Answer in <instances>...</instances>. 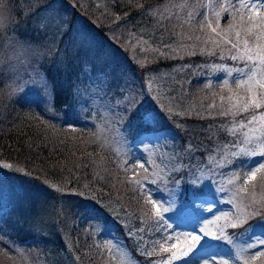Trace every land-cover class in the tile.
Returning a JSON list of instances; mask_svg holds the SVG:
<instances>
[{"label": "trees", "instance_id": "trees-1", "mask_svg": "<svg viewBox=\"0 0 264 264\" xmlns=\"http://www.w3.org/2000/svg\"><path fill=\"white\" fill-rule=\"evenodd\" d=\"M53 1L47 0L48 3ZM55 1L59 9L66 16L69 15L70 21L75 16L81 18L93 37L107 45L124 61L132 74L139 79L138 84L147 91L148 97L152 99L151 92L153 91L155 92L154 96L159 97V100L155 99L152 103L157 109L156 112H160L158 116L161 121L158 122L156 128L163 129L162 132H142L137 136H131L132 139L127 144L133 145L134 143L131 141L146 139L153 133L162 135L163 131H166L167 133L162 136L173 140L172 147L176 151L174 157H179L175 163L195 165L204 161L207 164L208 156L211 154L216 158L217 163L212 165L213 173H209L207 169L204 170L203 175L208 180L197 200L201 202L214 194L216 195L214 197L218 199L227 196V202H224V205L230 209L228 213L234 214L236 212L235 204L241 202L240 198L245 197V194L240 193L239 196H234L236 184H242V181L229 184L228 180L233 172L241 170V162L247 165L252 161L239 157L235 158L234 163H229V160L233 159L230 152L238 150L231 147L236 137L221 130L220 126L222 124L230 126L232 118L218 116V108L209 110L208 105L219 106L224 103L227 107V100L222 102L221 96L227 98L230 94L233 96L246 95L242 89H235L231 77L229 79L231 92L229 88L222 90L220 87L222 83L212 77L214 71L211 66L213 64L236 68L242 67V63L227 58L220 59L218 54L208 56L201 55L197 51L195 55H188L184 51L173 52L164 47L165 44L173 43L175 45V42L178 47L179 37L176 34L179 33H183L186 37L203 35L198 29L190 28L186 23L187 12L195 9L185 8L182 10L179 7H174V5L184 4L185 0H79L80 7H73L72 0ZM45 2L46 0H12L10 10L8 5L4 4L3 10H6L5 8L8 10L5 14L7 26L0 29V42L4 40L3 33H8V30L14 28L10 25V21L14 26H18V31L31 26L35 27V22L44 10L36 11L35 16H26V14L38 9ZM187 3L195 4L196 9H199L196 0H187ZM18 4L20 6H17ZM137 5H144L160 13L168 10L167 15L171 17V20L164 18V15L161 20L160 15L153 17L141 14ZM116 16H120L121 19L117 20ZM168 20L170 23H167ZM225 24L226 22L222 20L221 26L223 27ZM184 42L191 44L194 41L186 39ZM42 48L45 51L43 58L49 60V69L44 72L46 75L51 74V80L54 79L60 94L56 108L64 109V98L69 96V83L76 81V74L79 70L71 66L68 68V73H72L71 79L65 72L60 74L58 67L53 69V60L56 59L54 55L59 52L57 47L53 48V51L55 49L54 55L48 44L43 45ZM141 48L145 50L141 51ZM161 52H164L165 55H161ZM225 57H227V52H225ZM138 61L144 64V68L139 66ZM39 72L43 74L41 71ZM149 80L152 82L151 88L148 87ZM208 83L213 86L206 88L205 84ZM130 86L125 89L126 94L131 93L129 92L131 91L129 90ZM133 86L132 90L135 92L137 84ZM97 102L101 103V106H106L107 98L101 94L97 97ZM23 103H20V99L15 93H11V89L4 88L0 84V164L9 163L14 168H23L29 173L25 175L24 172L2 169L0 174L4 175L7 172L8 175L37 183L49 191L52 196L51 202L55 201L54 205L59 199L65 202H69L68 200L71 202L83 201L84 197L79 193H87L94 200L101 202L96 204L97 212L110 223L117 236L121 237L129 254L135 258V262L159 264L161 260H167L168 254L159 250L152 256L141 254L144 250L152 251L154 242L159 241L161 235L154 230L151 219L144 217L143 223L141 222L145 210H147L148 216H151V206L140 198L139 190L133 193L132 189L135 187L134 181L137 176L131 171H125V167L131 168L135 165L136 155L133 149L128 150L127 156L111 152L108 144L97 138L94 128L83 120H78L75 124L77 128L75 133L69 131L68 125L61 120L50 121L42 117L47 121L42 124L32 119L33 115L26 112V109L20 108ZM161 103L165 107L162 108ZM164 108H171V112L165 111ZM134 109L128 110V117L124 118H128L127 120L136 119L132 115ZM74 110L77 112L75 108ZM209 111H211V115ZM166 122L170 123L173 129H169ZM121 123L123 121L118 122L119 125ZM78 125L84 128H79ZM165 126L168 130L164 128ZM29 143L32 144L31 149L28 147ZM188 143L198 148L191 155V159L183 150ZM224 145L229 147L224 148ZM139 155L147 167L152 166L159 173L166 165L167 159L174 158L167 151L159 152V149L150 153L142 152ZM129 160L131 163L126 165L125 161ZM136 173H140L139 168H136ZM170 174L171 170L160 173L162 177ZM197 175H201V173H197ZM184 178L187 179L186 176ZM129 181H133V183H129ZM166 183L167 189H165L164 183L149 185L145 182V187L151 191L156 200L166 197L167 199L174 197L179 202L192 200L190 184H181L179 190H176L174 196H171L170 190L174 188V185L171 182ZM247 187L251 191V185ZM57 188L60 190L57 191ZM255 192L257 198L264 194V190L259 185L256 186ZM247 202L248 200L245 198L243 203ZM56 208L58 211L54 212L58 217L61 212L60 205ZM258 219L259 217H253L246 224L228 231L237 234L244 233L239 236V239L245 240L248 235L245 229L250 225H254L251 231L255 233L264 228V225L257 224ZM219 223L223 224L224 221L221 220ZM140 228L144 231H137ZM55 229H57V225H55ZM129 229L133 233L131 236ZM53 232L54 230L52 234ZM75 232L76 230L71 229L70 234L68 233L66 239L68 247L60 245V232L53 234V237L51 236L48 241L38 242L36 244L38 249L46 248L44 247L45 243L51 248L50 252L42 253L40 256L42 264H53L54 260L61 259L68 264H119L114 255L107 253V250L98 244H91L86 239L87 237H84L85 242L83 243L78 241ZM6 238L9 237L6 236ZM12 254L7 248L0 246V264H19ZM27 257L29 262L32 259L31 253Z\"/></svg>", "mask_w": 264, "mask_h": 264}, {"label": "snow or ice", "instance_id": "snow-or-ice-1", "mask_svg": "<svg viewBox=\"0 0 264 264\" xmlns=\"http://www.w3.org/2000/svg\"><path fill=\"white\" fill-rule=\"evenodd\" d=\"M196 3L199 4V9H196L195 4L189 5L187 0L184 4L174 5V7H179L182 10L185 8L195 9L187 12L186 23L190 28L198 29L203 35L184 37L183 33H179L176 34L179 37L178 47H173L171 44H165L164 47L173 52L184 51L188 55H195L197 51L201 55L215 56L218 54L220 59L227 58L242 63V67L236 68L215 64L211 66L213 71H224L227 76L232 77L235 89H242L246 95L233 96L230 94L227 98L221 96L222 102L227 100V107L221 103L219 106L210 104L208 108L209 110L218 108V116L232 118L230 126L228 124L220 126L221 130L236 137L231 147L238 150L230 152L233 159L229 160V163H234L235 158L239 157L252 161L247 165L241 162V170L233 172L228 180L229 184L242 181V184H236L234 196L244 193L245 197H241V202L235 204L236 212L234 214L222 212L220 215H215L213 207H207L193 211L186 219L178 220L176 213L171 208V203L174 201H169V206H165L164 202L155 200L151 191L145 187V182L149 185L164 183L165 189H167L166 182H171L174 185V188L170 190L171 196H174L181 184L188 183L192 187L190 206L195 205L208 180L203 172L205 169L209 173L214 172L212 165L217 163L216 158L209 154L207 164L200 161L195 165L181 163L177 167L175 160L179 157H174L168 161L171 165V174L163 177L159 172L150 173L145 164L137 160V163L131 168L125 167V171H131L137 176L134 181L135 187L132 189L133 193L139 190L140 198L151 206V216L149 217L145 210L141 222L143 223L144 217L151 219L154 230L161 235V239L154 242L152 251L144 250L141 254L152 256L157 250L167 253V260H161L159 264H174V262L175 264H230V261L231 264H264V231L256 234L251 231L254 225H250L245 229L248 235L243 241L239 239V236L244 233L237 234L228 231L246 224L253 217H259L257 224L264 225V194L257 198L255 192L257 185L264 190V0H203V2L196 0ZM72 6L80 7L79 0H72ZM137 6L141 14L153 17L163 16V13L155 9L144 5ZM4 7L0 0V10ZM49 7L50 3L46 0L38 9L27 13L26 16H35L36 11L40 9L47 11ZM198 17L199 19H197ZM164 18L171 19V17ZM116 19L120 20L121 17L116 16ZM222 20L226 22L223 27L221 26ZM37 23L39 27L35 30L42 31L46 37L50 35L51 43L56 44L58 51L59 44L56 43L55 36L59 35L62 39L64 35L71 33L73 27L71 21H65L58 15L50 23L48 18H39ZM2 27V17H0V28ZM77 32L80 46L74 49L72 57L79 72L76 74V81L69 83V96L64 98L67 108L62 117L63 122L68 125V130L73 133L77 131L75 124L79 120L73 108L74 104L89 103L93 100L96 91L102 89H117L119 91H115L114 95L124 96L123 89L128 88L123 71L118 72L117 68H111L110 72L105 71L113 63L108 59L111 53H107L103 46L99 45L86 30L81 29ZM186 39L194 42L187 44L184 42ZM44 43L48 44L49 41L46 40ZM8 46L12 49V55L7 57L0 55V65H6L7 71L17 78L22 72L28 71L33 59H42L45 55L42 46L33 44L31 41L9 38ZM144 50L141 48V51ZM66 52L67 49H65ZM225 52H227V57H225ZM160 54L165 55L164 52ZM98 61L100 62L99 66ZM138 63L141 68H144L143 63L139 61ZM69 67L70 62L67 55H61L58 68L68 74L71 79L72 73H68ZM3 70L0 68V71ZM32 72L33 75L29 82L36 89L39 101L45 105L44 111L56 116V105L60 95L56 83L37 69H33ZM82 77H87L90 87L89 84L84 83ZM122 80L123 82H121ZM151 83L149 80V88H151ZM212 86L210 83L205 84L206 88ZM220 87L222 90L229 88L231 92L228 79H224ZM69 97L71 102H69ZM157 98L159 99V97ZM129 103L136 104V101L132 100ZM39 106V103H36V107L39 108ZM139 107L140 105L137 104L132 115L140 121V126L144 131L160 132L159 128L146 127L155 124L160 112H156L155 109L140 111ZM161 107H164L163 103H161ZM164 110L171 112V108H164ZM209 114L211 115V111ZM31 118L42 124L47 123L41 116L33 115ZM28 147L31 149L32 144L29 143ZM223 147L228 148L229 146L224 145ZM183 150L191 159V155L198 148L188 143ZM256 157L259 159H253ZM129 163H131L130 160L125 161L126 165ZM136 168L142 169V173L137 174ZM2 169L29 174L25 169L14 168L9 163L0 165V170ZM197 173H201V175H197ZM185 176L187 179L184 178ZM201 181L204 183L202 184ZM129 183H133V181H129ZM249 185H251V191L247 187ZM59 190L57 188V191ZM79 194L84 197L80 206L82 218L86 221H96L97 227H100L102 220L94 214V210L97 212L96 204L101 202L94 200L87 193ZM245 198L248 200L247 203H243ZM201 212H207L208 215H201ZM4 215L3 206L0 205V219ZM209 216L212 218L209 219ZM221 220L224 221L223 224L219 223ZM24 222V218L21 217L17 220V225L22 226ZM182 223L185 225L184 227H181ZM137 231L142 232L144 229L140 228ZM132 234V230L129 229V235ZM14 244L15 241L6 238L5 230L0 228V246L11 251ZM225 246L235 249V255L225 258L222 252Z\"/></svg>", "mask_w": 264, "mask_h": 264}, {"label": "rangeland", "instance_id": "rangeland-1", "mask_svg": "<svg viewBox=\"0 0 264 264\" xmlns=\"http://www.w3.org/2000/svg\"><path fill=\"white\" fill-rule=\"evenodd\" d=\"M10 2H12V0H2L3 4L8 5L9 10L12 5V3ZM17 6H20V4H18ZM5 9L7 10V8ZM6 10H0V17H2L3 27L7 26V19L5 18ZM163 13L164 17H169L167 15L168 10L164 11ZM57 15L65 21L69 20V15L66 16L59 9L57 2L54 0L50 3L49 9L47 11H43L40 14L39 18H48L50 23L51 20L54 19ZM159 17L161 20H163V16ZM169 20L167 21V23H170ZM37 21L35 22V27L30 25L31 27H28L27 29L23 28L20 31H18V26H14L10 21V25L14 28L8 30V33H3L5 36L3 42H0V55L5 57L12 55V49L8 46L9 38H18L21 41H31L33 44H41L42 46H45L44 42L47 40L49 41L48 45L52 48L53 51V48H55L56 44L51 43L52 37L50 35L46 37L42 31L37 32L35 30L39 27ZM71 22L73 24V27L69 35H64L62 39L59 35L55 36V41L59 44V52L54 55L55 49L53 51V55L56 58L55 60H53V69H57L58 63L60 62V56L65 54L68 57L70 66L78 69L72 57V52L74 51V49L80 46V39L77 30L82 29L86 30L87 32L89 31L87 30L85 23L78 16L71 18ZM89 33L91 34V32ZM173 33L175 34L174 30ZM91 36L93 37L92 34ZM37 37L39 38L37 39ZM95 41L99 45L103 46L107 53H111V56L108 57V59L112 60L113 63L109 66V68H106L105 71L110 72L111 68H117L118 72L123 71L128 82V87L131 85V91H129L131 93L126 94V88L123 90L125 93L124 96H115L114 92L119 91L117 89H102L96 91L93 100L89 103L84 105H73V107L77 111L76 115L79 117V120H83L89 123V125L94 128L96 137L106 142L110 147L109 149L111 150V152L118 155L122 154V156H127L128 150L130 148L133 149L136 155L134 159L135 164L137 163V160L140 163L145 164L144 160H142L139 155L142 152L150 153L158 149L159 152L163 151L165 153L167 151L171 155V157H174L176 151L172 147L173 140L171 138H165L162 136L163 134L167 133L166 131H163L162 135L153 133L146 139L131 141L134 143L133 145L127 144V142L132 139L131 136H137L138 134L145 132L143 127L140 126V121L137 118L129 120H127L128 118H124L128 117V110H132L137 106V104H140V111H143L144 109H155L156 111L157 109L152 101L155 99H159L154 96V91L151 92L152 99L148 97L149 94H147V91L139 86V79L134 76V74H132L124 61L121 60L112 49L107 47V45L99 42L96 38ZM171 45H173V47H176V42L175 45L173 43ZM65 49H67L66 53ZM42 59H33L32 64L28 68V71L22 72L19 78L14 76L11 72H8L6 69V65H0L2 66L1 68L4 69L3 71H0V84L4 88L11 89V93H15V95L20 99V103L24 102L23 106L20 105V108L26 109V112L31 113L32 115L41 116L45 119H49L50 121H63L62 117L64 116L67 108L66 103L64 102L63 104L64 109H61L60 107L56 108V116H53L51 113L45 112V105L39 101L36 89L29 82L30 77L33 75V69H37L43 74H45L44 70L46 71L47 69H49V60H45L46 58ZM99 63L100 62L98 61V66ZM59 72L60 74L64 73L62 69H59ZM47 76L51 80V74ZM212 77L220 81L221 83H223L224 79H230V77L227 76L224 71H214ZM82 79L85 84H89L87 77H82ZM121 82H123V80ZM136 84L137 89L135 90V92H133V85ZM21 89H23V91H21ZM106 92L107 94H105ZM101 94H103L105 98H107V103H105L106 106H101V103L97 102V97ZM132 100H135L136 104L129 103V101ZM30 101H32V103H30ZM69 102H71L70 98ZM36 103H39V108L36 107ZM81 108H83V110H81ZM119 121H123V123L119 125ZM160 121L161 120L159 119V116H157L155 124L147 125L146 127L150 129H156V126ZM166 123L168 124L167 126L169 129H173L170 123ZM78 127L84 128L80 125H78ZM164 128L167 129L166 126ZM162 130L163 129H160V132H162ZM255 159H259V157H256ZM168 161L169 160L167 159V163L163 167V169L160 170V173H166L171 170V165L168 163ZM175 164L177 165V167H179L180 165L177 163ZM145 166L147 167L146 164ZM147 168L150 173L156 172L155 168H153L152 166H149ZM139 171L140 173H142L143 170L139 169ZM201 183L203 184L204 181H201ZM214 196L216 195L214 194ZM214 196H208L201 202L197 200L195 205L191 206L190 201L179 202L176 201L174 197H170L168 199L166 197L165 199L163 198L157 201L164 202L165 206H169V201H174L171 203V208L176 213V218H178V220L186 219L193 211H198L201 208L207 207H213L215 215H220L222 212L228 213L230 209L226 205H224V202H227V196L225 198L222 197V199H218ZM51 197L52 196H50V193L47 189L39 186L37 183L32 182L31 180L14 177L8 175L7 172L4 173V175L0 174V205L3 206V210L5 213L3 218L0 219V228H3L5 230L6 236H8L11 241H15V244L12 245L11 252L13 253L12 255L16 257L17 263L42 264V258H40V256L42 255V253L50 252L51 248L50 246H46L45 243L44 247L46 248L38 249L36 244H38V242H40L41 240L48 241L50 240L51 236L53 237V234H58L60 232V245L68 247V245H66V239L68 233L70 234V231L72 229L76 230L75 235H77L78 241H81V243H83L85 242L84 237H87L86 239H88L91 244H98L99 246L105 248L107 250V253L114 255V258L118 261L119 264H140L139 262H135V258H133L129 254L128 249L126 248L125 243L122 242L121 237L119 238L117 236V234L113 230V227L110 226V223L107 220L103 219V217L98 212H95L94 210V214L99 216L102 220L100 227H97L96 221H86L82 218L80 206L82 205L83 201L79 200L71 202L70 200H68L69 202H65L59 199L56 200V205H54L55 201H53L52 203ZM59 205L61 212L60 215L56 217L54 211L57 210L56 207H58ZM200 214L206 216L208 215L207 212H201ZM21 217L24 218L25 222L22 226H19L17 225V220ZM211 218L212 217L209 216V219ZM55 225H57V229H55ZM52 226L54 227L53 234ZM184 226L185 225H183L182 223L181 227ZM262 231H264V228L258 230L256 234H260ZM241 241L243 240L241 239ZM66 247H64V249H66ZM29 252L31 253L32 259H30L28 262L27 255H30ZM222 252L225 258L235 255V249H231L227 246L222 249ZM53 264L68 263L61 259L58 261L54 260Z\"/></svg>", "mask_w": 264, "mask_h": 264}]
</instances>
